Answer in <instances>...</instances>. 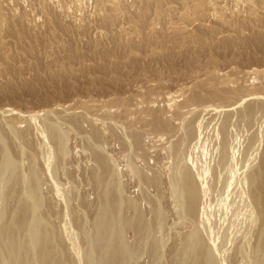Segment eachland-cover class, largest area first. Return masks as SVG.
<instances>
[{
  "label": "rangeland",
  "instance_id": "374dc122",
  "mask_svg": "<svg viewBox=\"0 0 264 264\" xmlns=\"http://www.w3.org/2000/svg\"><path fill=\"white\" fill-rule=\"evenodd\" d=\"M0 172V264H264V0H0Z\"/></svg>",
  "mask_w": 264,
  "mask_h": 264
},
{
  "label": "bare ground",
  "instance_id": "6f19581e",
  "mask_svg": "<svg viewBox=\"0 0 264 264\" xmlns=\"http://www.w3.org/2000/svg\"><path fill=\"white\" fill-rule=\"evenodd\" d=\"M197 161V160H196ZM200 163V162H199ZM198 164V163H197ZM226 164V163H225ZM197 169V168H196ZM3 171V170H2ZM224 171V170H223ZM1 173V172H0ZM202 174V173H201ZM225 178V177H224ZM186 180H187V178H186ZM222 181V180H221ZM189 192H187V194H188ZM189 195V194H188ZM192 195V194H191ZM194 195V194H193ZM185 196V195H184ZM191 197V196H190ZM200 219V218H199ZM205 220V219H204ZM204 224V223H203ZM199 228V227H198ZM213 234V233H212ZM196 240V239H195ZM213 249V248H212ZM130 254V253H129Z\"/></svg>",
  "mask_w": 264,
  "mask_h": 264
}]
</instances>
